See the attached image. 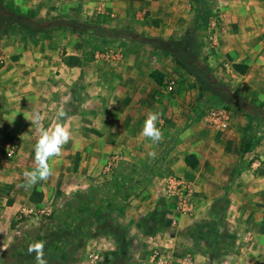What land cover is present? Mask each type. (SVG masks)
I'll use <instances>...</instances> for the list:
<instances>
[{"label": "rangeland", "instance_id": "obj_1", "mask_svg": "<svg viewBox=\"0 0 264 264\" xmlns=\"http://www.w3.org/2000/svg\"><path fill=\"white\" fill-rule=\"evenodd\" d=\"M135 1L134 8L121 12L111 10L105 15L107 20L100 23L81 16L80 10H73L74 13L62 18L48 14L45 17L39 14V10L32 9L28 12L17 7L12 0H0V33H30L33 37H28L22 42L30 47L34 46L42 35L52 48L63 40L66 46L62 47L61 53L66 54L69 46L81 51L83 67H92V61L97 60L96 66L90 72L87 68L83 72L91 74L95 79V69L100 67L98 69L103 71L109 85L114 84L111 88L121 87L125 96L131 99H134V96L138 99L146 97L149 103L146 108L152 109L148 113H159L158 127L162 132V139L156 144L140 134L125 136L127 149L125 145L118 143L116 137L109 138L108 153L94 154L96 163L102 165L97 169V181L90 185H85L87 178L84 173L60 177L56 174L60 154L50 159L51 174L42 182L69 183L68 192L56 190L44 203L24 206H50L52 214L13 219L6 247L0 255V264H36L35 254L30 253L28 249L33 241L38 240L46 241L45 254L48 264H90L89 251L99 249L98 245L91 243L89 235H96L100 240L104 231L115 229L109 217L112 204L108 202L103 204L102 208V202L93 200L95 195L106 183L110 184L109 190H114V187L123 186L127 180L136 176L140 168H134L130 163L134 161V155L138 156L137 151L146 148L158 156L162 153L161 159H164L169 148L180 146L181 143L182 151L193 150L199 154L198 165L185 173L182 172L180 161L174 159L170 167L164 163L154 171L149 169L155 173L145 189L157 177L160 195L157 199L158 213H154L146 221V225L148 224L150 229L159 226L172 236L178 234L174 247L177 255L186 252L195 255L198 251L202 252L208 248L206 244L216 243L213 238L218 232L229 230L225 211L230 206L222 197L219 201L218 196L215 197L216 193L220 195L223 191V181L231 177L235 168L238 182L241 177L256 174L257 170L251 169L252 163L256 162L258 168L263 166L264 98L245 91V76L236 74L232 69L236 58L224 56L221 50L223 40L220 41L217 32L223 23L225 8L231 3L245 0ZM65 18L70 22L97 23L112 30L131 29L140 39L125 34L109 35L106 32L87 34L82 28L74 30L72 26H63L59 20ZM0 44L8 45L9 41L0 36ZM4 64L5 60L0 52V67ZM154 70L162 74V83L151 87L144 95L138 90L148 87L149 73ZM80 76L84 77L83 74ZM169 79L174 81L172 91L166 88L165 81ZM133 86L136 88L133 89ZM116 89L113 96H117ZM109 92L111 94V90ZM79 95L84 98L81 96L82 92ZM168 102L172 104H167ZM154 104L156 106H151ZM105 107L106 111L110 110L108 112L111 115L117 112L115 105ZM122 107L128 114V107ZM83 110V104L79 102L76 111L81 113ZM165 116L170 117L168 121L164 120ZM249 122L252 123V147L247 153L240 155L241 132ZM12 144L17 146L18 151L6 159L12 160L16 155H22L19 153L20 146L17 143ZM30 148L34 149V146ZM29 154L28 160H34V151ZM114 154H119L122 159L116 163L113 171L108 173L105 166L109 157ZM154 158L148 159L142 167ZM78 160L84 165L89 159L87 154L79 153ZM30 165L29 163L28 166ZM167 176L184 179L192 186L196 206L194 219H184L181 224L184 230L179 233L170 231L167 225L168 221L172 220L170 212L176 209L174 202L167 198L164 191V178ZM22 181L25 183V178H22ZM146 181L147 179L144 180L145 183ZM131 202L133 200L128 204ZM216 209L221 212L220 216L217 215ZM241 219L243 218L238 220ZM90 222H93V229L90 228ZM40 229H46V238L39 237ZM182 237L185 241H181ZM118 247L116 252L104 249L103 252L109 259L102 260L99 264H131L133 259V263H139L149 258L152 252L146 245L138 248L127 246L122 236ZM133 254L137 256L134 257Z\"/></svg>", "mask_w": 264, "mask_h": 264}, {"label": "crops", "instance_id": "obj_2", "mask_svg": "<svg viewBox=\"0 0 264 264\" xmlns=\"http://www.w3.org/2000/svg\"><path fill=\"white\" fill-rule=\"evenodd\" d=\"M12 1L17 7L26 9L28 12L32 9L39 10V14L45 17L47 14L51 17H60L74 13L73 10H80L81 16L100 23L107 20L105 15H108L111 10L121 12L124 9L134 8L136 3L135 0ZM217 32L220 41L223 40L221 50L224 56L236 58L233 64L240 63L248 66L244 74L236 72L240 76H245L243 87L245 91L264 98V0L231 3L224 10L223 23ZM0 36L9 41L8 45L0 44V52L5 60V64L0 67L1 255L6 247L8 234L12 230L13 219H16L21 207L31 203H44L56 190L68 192L69 183L62 182L43 183L40 181L30 188L24 186L25 183L22 181V178H25L24 173L35 168L33 166L35 161L32 158V161L28 159L30 158L29 153L33 152V148L30 147L34 146L39 138L40 127L50 129L57 122L58 110H64L65 116L61 122L73 131V136L62 148L56 174L60 177H67L71 174L84 173L87 178L85 185H90L97 181V169L102 165L96 163L94 154H107L109 138L112 137H116L118 143L125 145L127 149L128 143L124 137L139 134L143 136L141 125L144 124L148 111L152 109L151 107L146 108L149 104L146 97L142 96L138 99L134 96V99H131L125 96L121 87L111 88L114 84L109 85L103 71H99L100 67L95 69V79L91 77V74H85L83 70L87 68L90 72L98 61H92V67L88 65L83 67L81 51L69 46L66 54L61 53L62 47L66 46L63 40L57 42V46L52 48L42 35L34 46L30 47L29 44L22 43L28 37H33L30 33L22 34L13 31L6 34L0 33ZM81 74L84 75L83 78ZM149 79L148 87H141L138 90L144 95L148 89L158 85L150 77ZM115 89L117 96L112 95ZM81 92L84 98H80ZM79 102L84 107L81 113L76 111ZM106 105L117 106V112L113 115L109 114L110 110L106 111ZM122 105L128 107V114ZM33 113H39L41 116L39 125L31 124V121L27 120L31 119ZM170 117L165 116L164 120L168 121ZM246 128L247 126L242 129V137ZM12 143L20 146L19 153L22 155L18 157L16 155L10 160L6 159L5 150ZM182 144L166 151L162 165L165 163L170 167L173 160L178 159L183 168L182 172L186 173V170L191 169L185 163L186 157L194 154L199 160V154L193 150L182 151ZM79 153L87 154L89 160L86 164L79 162ZM149 153L146 148L137 151L138 156H133L134 161L130 165L134 168H141L148 159L158 157V155L151 157ZM29 163L30 166H28ZM252 167L253 163L251 169ZM82 170L86 171L82 172ZM256 170L254 176L241 177L238 182H236L238 177L231 181L233 173L228 180L223 181V191L220 195L216 193L215 197L218 196V201L223 198L230 206L225 211L227 213L225 217L229 221V230L218 232L213 238L216 243L206 244L208 248L203 249L202 252L198 251L195 255L191 252L177 255L174 247L178 234L172 236L166 230H161L159 226L150 229L148 224L146 225V221L154 213H158L157 199L160 194L156 183L157 177H155L152 183L137 198L133 199V202L125 204L120 209H109L110 221L115 229L101 232L100 240L96 235H89L91 243L98 245L99 249V251L91 249L89 252L95 251L100 257L98 263H92L89 259L90 264H99L102 260H108V255L103 250L116 252L121 236L127 246L138 248L146 245L152 250L174 252L177 256L188 254L192 259V264H264V164ZM192 199L195 210L194 197ZM214 208H216L215 205ZM193 212L190 215H183L176 209L171 211L172 220L168 221V229L178 233L183 232L184 228L181 224L184 219L193 221ZM217 212L220 216L221 212L219 210ZM239 218L243 219L238 220ZM173 221H175L174 226ZM90 225L93 229V222H90ZM184 239L182 237L181 241H185ZM100 250H102L101 253ZM133 256L137 255L133 254ZM133 262L131 264H154L151 255L139 263Z\"/></svg>", "mask_w": 264, "mask_h": 264}, {"label": "trees", "instance_id": "obj_3", "mask_svg": "<svg viewBox=\"0 0 264 264\" xmlns=\"http://www.w3.org/2000/svg\"><path fill=\"white\" fill-rule=\"evenodd\" d=\"M60 18H62V16ZM59 21L62 22V25L65 27L66 26L67 27L72 26V28L74 30H76L77 28H82L84 30V32L87 34H89L91 32H106L109 35L125 34V35H128L130 37H135V38L140 39V37L137 36L135 34V32L131 29H128V30H112V29L101 27L97 23L70 22L66 18L59 20ZM178 61H180V60H178ZM247 67L248 66L246 64H240V63H235L232 66L233 70L237 73H240V74H244ZM149 77L151 79H153L158 85H161L162 74H160V72H158L157 70H154V71L149 73ZM251 128H252V123L250 124V122H249L247 124L246 131L242 137L241 146H240V155H244L252 147L253 134H252ZM162 157L163 156L161 153L152 162L141 167L136 172V174H135L136 176H134V178L132 180H129V181L127 180L126 184H124L123 186L120 185L118 188L114 187V190H112V189L109 190L108 186L110 184L109 185H107L108 183L104 184L103 188H101L99 190V193H97L95 195V198H93V200H95V201L98 200V201L102 202L101 205L106 204V203L108 204V202H109L112 204L113 209L122 208L128 202L137 198L141 194V192L145 189L146 184H148L151 177L155 173V172L154 173L151 172L150 170L152 169L154 171V170L159 168V165L163 163V159H161ZM185 163L189 168L195 169L198 165V160L194 154H189L185 159ZM147 174H149L148 178L146 177ZM236 177H237V168H235V170L233 172L231 181H233V179H235ZM145 179H147L146 183L144 182ZM38 233H39L40 238L41 237L46 238V236L48 235V232L46 231V229H40L38 231Z\"/></svg>", "mask_w": 264, "mask_h": 264}, {"label": "clouds", "instance_id": "obj_4", "mask_svg": "<svg viewBox=\"0 0 264 264\" xmlns=\"http://www.w3.org/2000/svg\"><path fill=\"white\" fill-rule=\"evenodd\" d=\"M65 116L63 109H59L57 112V122L50 129L40 127L39 138L34 145V160L35 168L24 173L25 176V187H32L38 182L46 180L51 174V167L49 165L50 159L58 156L63 146L73 136V131L70 128H66L61 122ZM31 124L39 125L41 116L39 113H33ZM159 113L149 112L144 120L142 135L149 139L153 144L158 143L162 139V132L158 127ZM150 156H154L155 153H149ZM46 241L38 240L33 241L28 251L35 254L36 264H48V260L45 254Z\"/></svg>", "mask_w": 264, "mask_h": 264}, {"label": "built area", "instance_id": "obj_5", "mask_svg": "<svg viewBox=\"0 0 264 264\" xmlns=\"http://www.w3.org/2000/svg\"><path fill=\"white\" fill-rule=\"evenodd\" d=\"M215 40V38H214ZM166 88L168 91L174 89V81L169 79L166 80ZM18 149L15 144H11L5 150L6 157H12L17 153ZM121 159L119 154H114L107 166L105 171L111 173L113 171L116 163ZM258 168L256 162L253 163L252 171H255ZM165 186L164 191L166 192L167 198L174 201L176 210L182 213L183 215H190L194 211V202L192 195V186L191 184L181 178L167 176L164 178ZM52 214V208L50 206H45L43 208L35 207H23L20 208L17 212L16 219L18 220L24 216H50ZM172 225H175V221L172 222ZM88 257L92 263H98L100 257L97 252L92 251L88 253ZM151 259L154 264H192L191 257L187 254L184 256H177L174 252H163L160 249H154L151 252Z\"/></svg>", "mask_w": 264, "mask_h": 264}]
</instances>
